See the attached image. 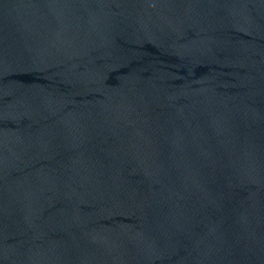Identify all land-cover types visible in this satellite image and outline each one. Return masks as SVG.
Masks as SVG:
<instances>
[{
    "label": "water",
    "instance_id": "obj_1",
    "mask_svg": "<svg viewBox=\"0 0 264 264\" xmlns=\"http://www.w3.org/2000/svg\"><path fill=\"white\" fill-rule=\"evenodd\" d=\"M0 264H264V0H0Z\"/></svg>",
    "mask_w": 264,
    "mask_h": 264
}]
</instances>
